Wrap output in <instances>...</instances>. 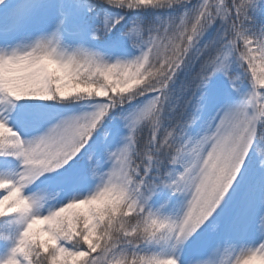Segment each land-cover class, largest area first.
Returning <instances> with one entry per match:
<instances>
[{
	"label": "snow or ice",
	"instance_id": "obj_1",
	"mask_svg": "<svg viewBox=\"0 0 264 264\" xmlns=\"http://www.w3.org/2000/svg\"><path fill=\"white\" fill-rule=\"evenodd\" d=\"M0 264H264V0H0Z\"/></svg>",
	"mask_w": 264,
	"mask_h": 264
},
{
	"label": "rangeland",
	"instance_id": "obj_2",
	"mask_svg": "<svg viewBox=\"0 0 264 264\" xmlns=\"http://www.w3.org/2000/svg\"><path fill=\"white\" fill-rule=\"evenodd\" d=\"M223 258L224 257L222 255L206 257V259H213V260H216V261H219V260H221Z\"/></svg>",
	"mask_w": 264,
	"mask_h": 264
}]
</instances>
